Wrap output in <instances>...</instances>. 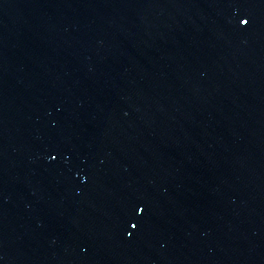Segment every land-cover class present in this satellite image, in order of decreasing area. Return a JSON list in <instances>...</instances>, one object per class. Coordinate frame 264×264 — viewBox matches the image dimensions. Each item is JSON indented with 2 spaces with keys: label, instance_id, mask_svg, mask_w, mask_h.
Instances as JSON below:
<instances>
[{
  "label": "water",
  "instance_id": "water-1",
  "mask_svg": "<svg viewBox=\"0 0 264 264\" xmlns=\"http://www.w3.org/2000/svg\"><path fill=\"white\" fill-rule=\"evenodd\" d=\"M264 54V0H221ZM247 19L248 24L241 21Z\"/></svg>",
  "mask_w": 264,
  "mask_h": 264
},
{
  "label": "snow or ice",
  "instance_id": "snow-or-ice-1",
  "mask_svg": "<svg viewBox=\"0 0 264 264\" xmlns=\"http://www.w3.org/2000/svg\"><path fill=\"white\" fill-rule=\"evenodd\" d=\"M241 22L244 23V24H248V23H249V20L244 19V20H242Z\"/></svg>",
  "mask_w": 264,
  "mask_h": 264
}]
</instances>
